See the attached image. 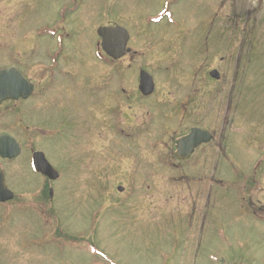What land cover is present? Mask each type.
<instances>
[{
    "label": "flooded vegetation",
    "instance_id": "flooded-vegetation-1",
    "mask_svg": "<svg viewBox=\"0 0 264 264\" xmlns=\"http://www.w3.org/2000/svg\"><path fill=\"white\" fill-rule=\"evenodd\" d=\"M62 1L53 29L38 32V37L51 39L55 46L44 54L45 64L35 80L27 74V62L8 66L7 42V48L0 51V71L15 67L32 86L28 97L0 102V138L9 135L8 109L12 113L23 105L22 116L27 117L29 103L37 97V132L48 133L43 138L55 141L75 128V133L69 131L71 143L84 144L91 151L89 159L99 158L105 170L117 169L121 152L124 161L135 160V168L142 166L148 160L141 155L144 145L158 153L160 165L171 170L166 177L169 200L173 202L174 195L183 197L185 209L174 208L185 222L174 241L226 245L233 258L227 263L264 264V113L255 115L257 106L253 105L264 104V80L254 84L242 80L264 75L257 71L252 76L251 71L263 72L264 68V0H133L168 8L197 1L213 12L208 17L215 31L208 32L207 39L213 34V40L207 45V60L209 53L225 56L204 74L201 84H191L194 87L186 96L169 91L162 100H156L159 85L155 76L135 62V35L129 32L130 51L114 60L103 50L97 34L106 25L95 31L94 44L88 37L86 43L72 35L79 30H67L66 21L84 18L88 0ZM73 38L75 42L70 43ZM142 71L153 78L154 89L148 95L142 92ZM201 72L202 68L196 76ZM188 81L182 90L190 87ZM204 81L215 86L211 95H205ZM141 108L148 116L143 125ZM20 147L21 156L24 148ZM11 161L0 155L6 180L5 167ZM107 173L102 177L107 179Z\"/></svg>",
    "mask_w": 264,
    "mask_h": 264
},
{
    "label": "rangeland",
    "instance_id": "rangeland-1",
    "mask_svg": "<svg viewBox=\"0 0 264 264\" xmlns=\"http://www.w3.org/2000/svg\"><path fill=\"white\" fill-rule=\"evenodd\" d=\"M196 2L168 8L133 0H88L84 18L78 16L76 22L65 24L68 31H80L72 34L74 37L86 43L88 37L92 44L99 26L126 28L135 35V62L157 79L156 100H162L169 91L186 96L188 89L198 86L204 74L225 56L209 53L207 60V45L213 40V34L207 39L208 32L215 31L208 23L213 12ZM62 3L0 0V51L7 42L8 66L27 62V74L36 79L45 64L44 54L55 46L51 39L38 37V32L53 29ZM156 4L159 2L153 3ZM219 26L227 28L226 23ZM87 48L91 49L90 42ZM201 68V74L196 76ZM251 71L252 76L257 71L264 74V68L263 72L254 68ZM188 79L190 87L182 90ZM242 80L254 84L263 81L264 75L259 79L249 75ZM202 84L205 95L216 90L213 84ZM253 105L257 106L255 115L264 113L263 103ZM22 108L18 105V113H9L8 109V134L24 149L5 167L6 184L15 199L0 205V264H223L233 260L232 250L226 245L174 241L175 236L180 237V227L185 222L174 207L181 211L185 205L181 194L174 195L173 202L169 200L166 177L170 169L160 165L156 151L141 145V155L148 160L136 168L135 160L124 161L121 152L117 169L110 166L105 170L99 158L89 159L87 153L91 151L84 144L76 147L71 143L69 131L75 133V128H69L63 140L55 141L43 138L48 133L37 132V97L29 103V116H22ZM145 112L141 108V125L148 121ZM34 151L45 154L61 173L59 180L49 182L33 172ZM106 172L107 179L102 177ZM145 175L155 178L145 180ZM127 176L130 180H123ZM118 186L124 188L122 193Z\"/></svg>",
    "mask_w": 264,
    "mask_h": 264
},
{
    "label": "water",
    "instance_id": "water-1",
    "mask_svg": "<svg viewBox=\"0 0 264 264\" xmlns=\"http://www.w3.org/2000/svg\"><path fill=\"white\" fill-rule=\"evenodd\" d=\"M101 38L103 50L114 60L121 59L130 50L127 49L129 34L122 27H101L97 31ZM214 76V73L212 74ZM142 92L151 94L154 89L153 78L145 71L141 72ZM32 93V86L24 80L16 68L0 71V102L2 100H18L26 98ZM8 142V143H7ZM2 149L8 151L3 154ZM21 153L19 144L11 136L0 138V155L9 160L17 158ZM32 168L36 173L47 177L51 181L59 178V173L47 161L44 153L35 152L32 157ZM6 178L0 166V204L10 202L14 199V193L10 191L5 183ZM119 188V191H122ZM52 193V192H51Z\"/></svg>",
    "mask_w": 264,
    "mask_h": 264
}]
</instances>
